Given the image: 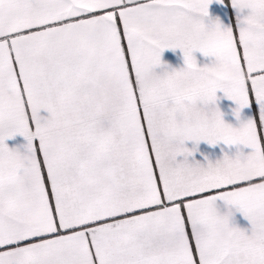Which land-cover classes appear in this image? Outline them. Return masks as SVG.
Here are the masks:
<instances>
[{
  "label": "snow or ice",
  "instance_id": "snow-or-ice-1",
  "mask_svg": "<svg viewBox=\"0 0 264 264\" xmlns=\"http://www.w3.org/2000/svg\"><path fill=\"white\" fill-rule=\"evenodd\" d=\"M229 4L0 0V264H264V0Z\"/></svg>",
  "mask_w": 264,
  "mask_h": 264
},
{
  "label": "crops",
  "instance_id": "crops-1",
  "mask_svg": "<svg viewBox=\"0 0 264 264\" xmlns=\"http://www.w3.org/2000/svg\"><path fill=\"white\" fill-rule=\"evenodd\" d=\"M225 4L230 7L229 0H225ZM222 7H223L222 5L214 2L212 5H210V14L213 16L219 15ZM221 18L223 19V17ZM234 19H235V14L233 13L232 14L233 22H234ZM195 55H196L198 63L201 65L211 62V58L203 57V55L200 53H195ZM162 59L168 64H170L172 67H175L177 69L184 66L183 56L180 50H176L175 52H173L172 50H165V52L163 53ZM218 95L222 96V94H218ZM219 107L221 108V111L224 113V119L226 122L232 123V124L237 123L236 118L232 112L234 105L231 101H229L227 98L222 97L219 100ZM242 114L244 117H247L251 115L252 113L250 109L246 108L242 110ZM7 143L9 144V146L16 145L20 143V138H16L15 140H8ZM186 146L189 148H192L194 145H193V142L188 141L186 142ZM195 147L197 148V151L194 153L193 158L201 162H204V156H208L210 159L214 161L215 159L220 158L223 155L224 151H229L228 146H225L223 144H218L216 146H209L206 142H203V141L200 142V144L196 145ZM231 150L235 151V148ZM236 220L239 226L250 227L248 222L239 213L236 214Z\"/></svg>",
  "mask_w": 264,
  "mask_h": 264
}]
</instances>
